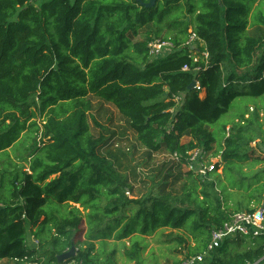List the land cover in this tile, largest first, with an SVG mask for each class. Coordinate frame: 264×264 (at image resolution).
Masks as SVG:
<instances>
[{
  "label": "trees",
  "instance_id": "obj_1",
  "mask_svg": "<svg viewBox=\"0 0 264 264\" xmlns=\"http://www.w3.org/2000/svg\"><path fill=\"white\" fill-rule=\"evenodd\" d=\"M150 1L50 0L38 8L34 0H0V154L28 138L27 130L37 134L24 158L29 171L0 173V264H113L96 242L129 237L136 238L127 256L140 263L138 239L161 229L189 228L199 244L193 255L203 254L230 215L216 182L184 173L188 153L218 147L208 178L220 167L225 175L264 161L244 125L251 112L242 107L264 98V0H156L146 8ZM148 27L175 51L151 61L152 34L139 38ZM191 29L209 53L208 61L199 55L197 73L183 72L196 65L183 47ZM195 80L205 96L189 90ZM178 94L184 99L177 105ZM91 98L114 105L150 157H168L152 182L143 181L153 184L148 195L132 198L134 186L103 156L109 140L90 133ZM236 110L242 123L230 128L235 122L222 120ZM38 114L41 125L31 122ZM28 233L44 254L29 246ZM81 233L85 242L76 240ZM236 237L233 250L222 244L208 255L225 254L220 264L264 257V237ZM71 248L76 255L59 263Z\"/></svg>",
  "mask_w": 264,
  "mask_h": 264
},
{
  "label": "rangeland",
  "instance_id": "obj_2",
  "mask_svg": "<svg viewBox=\"0 0 264 264\" xmlns=\"http://www.w3.org/2000/svg\"><path fill=\"white\" fill-rule=\"evenodd\" d=\"M48 1L50 0H34L33 4L39 8ZM152 30H154L153 27L142 29L139 38H145L148 33L152 34L153 37ZM170 37L173 36L170 35ZM90 102L92 103V107L87 112L89 115L90 133L95 139L105 138L109 140L106 148L102 150L103 156L114 161L119 173L129 179L130 186H134L135 196H131L132 198H137V195H148L153 191V184L148 183L145 185L146 183H143V181L150 180L152 182L151 175L153 171L157 167H161L168 157L166 155H153L150 157L149 153L140 146L137 136L130 130L125 119L114 105L106 104L93 98L90 99ZM243 102L245 104L242 107L245 108L246 112H251L250 118L247 119L250 121L245 122L244 125L250 129V135L254 138V141L261 140L256 148L258 147L264 152V98H260L257 101L247 99V101L245 100ZM43 120V117L38 114V117L31 122H37L41 125L43 124ZM223 121L228 123L234 121L235 123L227 124L230 128L233 124L242 123L241 119L238 118L237 110L232 111L228 116L223 118ZM24 136H28V138L25 137L22 143L0 154V173L9 171L15 175L22 171H29V164L24 158L29 159L28 156L33 149L32 146L37 139V134H32L27 130L22 138ZM187 140L189 139L187 138L184 141L186 142ZM129 149L131 152H128ZM217 151L218 147L215 146L213 152L216 153ZM214 153H209L207 158L208 164L216 163L220 160V158L214 157ZM186 172H189L187 167L184 169V173ZM223 173L224 169L221 168V170L217 171V174H213L209 178V174L197 176L202 177L200 179H204L206 176L208 180L217 183L216 190L223 198L224 213L227 212L228 215H231L236 212H243L249 209L259 210L264 207V161L248 163L242 166V168L240 167V170H227L225 175H222ZM134 174L138 178H135ZM193 174L196 175L197 173L193 172ZM180 188L181 185H177L175 191L180 190ZM83 227L85 228V226ZM84 230L86 231V229ZM29 235L30 233L27 235L29 246H34L38 250V254H44V250H39V240L33 237L32 234ZM85 235L86 233L78 234L76 240L85 242ZM135 238L129 237L121 241L109 240L105 244L96 242V249L102 259L108 258L113 264H180L181 260L189 256H194L192 249L197 248L199 245L189 228L180 231L161 229L151 236L138 239L143 247L140 250L139 257L141 262L139 263L137 260H131L127 256V251L132 248L131 239ZM180 238L184 240L183 243L180 242ZM34 240L37 242H34ZM237 242L238 237L232 238L229 242H224V250H233L237 246ZM248 245V242H245V246L240 245L241 250ZM79 246L86 249L84 244ZM224 257L225 254L219 255L218 252H215L213 256L211 254L208 255L205 258V262L209 264L214 258H217L216 263L220 264L224 261ZM48 262L46 260L44 264H48ZM4 264L32 263L27 261H5Z\"/></svg>",
  "mask_w": 264,
  "mask_h": 264
},
{
  "label": "built area",
  "instance_id": "obj_3",
  "mask_svg": "<svg viewBox=\"0 0 264 264\" xmlns=\"http://www.w3.org/2000/svg\"><path fill=\"white\" fill-rule=\"evenodd\" d=\"M191 53V57L194 60L195 66L191 67L186 65L183 68V72H200L202 67L199 65L200 56L205 61L209 59V53L206 50V43L202 40L192 29L190 34L183 44ZM176 49L174 42L171 39L164 40L153 38L148 43V57L151 61L160 60L170 53L174 52ZM196 81V89L200 91L201 97L205 96V89L201 87L200 82ZM184 99L183 94H178L172 97V100L178 105ZM229 131V128H228ZM261 141V140H260ZM260 141L256 140L252 142V146L256 148ZM258 148V147H257ZM209 153L204 151V149H195L188 153V158L185 167L189 172H195L196 175L202 176L213 172L216 169L218 160L216 163L208 164L207 158ZM175 160H178L177 155L174 156ZM222 167L218 169L221 170ZM23 219H26V215H23ZM236 236H242L244 238L259 239L264 237V207L259 210H253L252 212L243 211L236 212L228 217L223 226L212 231L211 240L208 245V250L203 254H198L194 256H189L184 260H181L180 264H201L209 252L214 251L216 248L220 247L227 240L234 238ZM34 237V236H33ZM32 237V238H33ZM34 242H37L34 240ZM250 264H264V257Z\"/></svg>",
  "mask_w": 264,
  "mask_h": 264
},
{
  "label": "water",
  "instance_id": "obj_4",
  "mask_svg": "<svg viewBox=\"0 0 264 264\" xmlns=\"http://www.w3.org/2000/svg\"><path fill=\"white\" fill-rule=\"evenodd\" d=\"M155 2H156V0H151V1H150L149 3H147V4H146V3H143V5H144L146 8H151V7L154 6ZM195 88H196V81H193V82L191 83V85L189 86V90L192 91V90L195 89ZM75 255H76V250H75V248H71V250L68 251L67 253H64V254L58 256V262L61 263V262H63V261H66V260L72 258V257L75 256Z\"/></svg>",
  "mask_w": 264,
  "mask_h": 264
},
{
  "label": "crops",
  "instance_id": "obj_5",
  "mask_svg": "<svg viewBox=\"0 0 264 264\" xmlns=\"http://www.w3.org/2000/svg\"><path fill=\"white\" fill-rule=\"evenodd\" d=\"M247 118H249V115H247ZM261 139V138H260Z\"/></svg>",
  "mask_w": 264,
  "mask_h": 264
}]
</instances>
